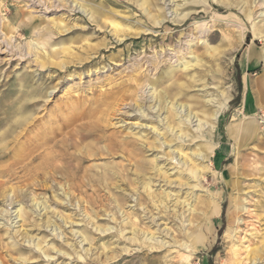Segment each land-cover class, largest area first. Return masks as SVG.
Wrapping results in <instances>:
<instances>
[{
    "label": "rangeland",
    "instance_id": "obj_1",
    "mask_svg": "<svg viewBox=\"0 0 264 264\" xmlns=\"http://www.w3.org/2000/svg\"><path fill=\"white\" fill-rule=\"evenodd\" d=\"M149 5L0 0V135L33 117L19 150L50 140L0 178V264H264L263 93L246 113L264 0ZM246 118L241 144L229 129Z\"/></svg>",
    "mask_w": 264,
    "mask_h": 264
},
{
    "label": "bare ground",
    "instance_id": "obj_2",
    "mask_svg": "<svg viewBox=\"0 0 264 264\" xmlns=\"http://www.w3.org/2000/svg\"><path fill=\"white\" fill-rule=\"evenodd\" d=\"M153 2V0H148V4L151 5V3ZM149 5V6H150ZM174 12H171V15L170 16H174L173 15ZM186 18V16L184 17ZM189 18V17H188ZM256 37L257 38H262L260 34H257L256 33ZM49 55H57L56 53H50ZM264 59V54H260V53H256L254 51L250 52V56H249V60H250V64L248 65L249 68L250 67H253V64L255 62H258L260 60H263ZM163 62V61H162ZM153 66V65H152ZM155 66V65H154ZM158 67V66H157ZM159 69V68H158ZM181 77V76H180ZM174 80V79H173ZM194 80V79H193ZM170 82V81H169ZM183 85V84H181ZM249 87V85H247ZM246 86V88H247ZM250 92H251V89H249ZM178 91V90H177ZM176 92V91H175ZM126 96V95H125ZM174 96V94H173ZM172 96V97H173ZM124 97V96H123ZM127 98V97H126ZM167 98L166 97V93L164 92H160V94L157 96V102H159V105H163V103H165V101H167ZM121 99H123L121 97ZM154 99V98H153ZM125 100V98H124ZM122 100V102L124 101ZM175 100V99H174ZM109 101V100H108ZM111 101V99H110ZM120 101V99H119ZM118 102V101H117ZM207 102H210L212 103L213 101L212 100H209ZM251 103V102H249ZM40 103L39 102H35V103H32L30 106L28 107H32L35 109V112H36V108L37 106L39 105ZM111 104L113 105V103L111 102ZM110 104V105H111ZM171 104V112H173L174 114L177 115L178 117V125H181V124H186V125H190V126H193V127H197V130L198 129H201V121L199 122V124L197 125H194L197 123V121H194L196 115L193 114V110H189L187 108L186 105H183V104H177V103H170ZM115 105V104H114ZM113 105V106H114ZM218 105V104H217ZM109 107V105H108ZM107 107V108H108ZM155 107V106H154ZM204 107V106H203ZM113 108V107H112ZM202 108V107H201ZM250 108V107H249ZM12 109V108H11ZM109 109V108H108ZM111 109V108H110ZM219 109V108H218ZM248 109V108H247ZM251 109V108H250ZM20 111V109H18ZM161 110V109H160ZM163 110V109H162ZM120 111V110H119ZM117 112V111H116ZM208 109H207V106L205 107V109L203 110V114H205L204 116H209L207 115L208 113ZM12 113V112H11ZM215 113V112H214ZM38 114V112H37ZM121 115V114H120ZM194 115V116H193ZM198 117V116H197ZM215 117V121L217 119H219L220 117V113H216L214 115ZM10 119L9 118H2L0 119V125H2L3 123L7 122L8 120ZM12 119V118H11ZM38 119V117H37ZM172 120V119H171ZM174 122V121H173ZM177 122V121H176ZM264 122V121H262ZM164 123V122H163ZM181 123V124H180ZM249 122H244L241 127H239L238 129L235 130V132H233V134L236 136V137H239V142L242 144L245 140V138L248 136L250 130H251V123L248 125ZM175 124V122H174ZM203 126V124H202ZM168 128L170 130H172V132L176 131L175 129V126L172 127V125L168 126ZM36 129V119L33 118V117H30L28 118L27 120H24V121H14L12 122L11 125H9L8 128H6L2 134L0 135V164L2 163V161L5 159L6 161L4 162L5 164L3 165H0V178L2 179V177H6V175H10V174H13L15 173V171L18 172V170L20 169H24V167H21L22 166V162L25 160H30L31 162L36 160L39 156L41 157V155L39 154H36V152H38V150L40 149V147H43L46 143H48L50 140L49 139H40V140H34V139H31L29 140V144L27 145V147L25 146V149L23 150H19V146L22 144L23 140L26 138V136L28 137V135H30L32 132H34V130ZM182 131V130H181ZM57 133V132H56ZM44 136V135H43ZM233 137V136H232ZM42 138V137H40ZM57 138V137H56ZM178 138V136H177ZM182 139V137H180ZM30 139V138H29ZM179 139V138H178ZM26 140V139H25ZM180 140V139H179ZM27 141V140H26ZM55 141V140H54ZM57 142V140H56ZM51 143V142H50ZM49 144V143H48ZM53 144V143H52ZM23 145V144H22ZM47 145V144H46ZM51 146V145H50ZM47 147V146H46ZM45 148V147H44ZM127 148V147H126ZM45 150V149H44ZM46 155V154H45ZM50 155L47 154L46 156ZM57 155V154H56ZM55 155V156H56ZM52 156V155H50ZM197 156V155H196ZM21 157L23 158L22 161L20 160ZM39 157V158H40ZM44 157V156H43ZM198 157V156H197ZM20 158V159H19ZM44 159V158H43ZM42 159V160H43ZM55 159V158H54ZM40 160V159H39ZM55 160H53L54 162ZM58 161V160H57ZM26 161H24V164H25ZM42 162V161H41ZM59 162V161H58ZM57 162V163H58ZM181 162V161H180ZM40 163V162H39ZM46 163V162H45ZM48 163H51L48 162ZM42 164V163H41ZM52 164H56V163H52ZM52 164H49V166H51ZM21 165V166H20ZM27 165V164H26ZM31 165V164H30ZM46 165V164H45ZM44 165V166H45ZM53 166V165H52ZM28 167H31V166H28ZM46 167H48V165H46ZM33 168V165L32 167ZM30 168V169H31ZM40 168V166L38 167ZM29 168H27V171ZM35 169V168H34ZM47 169V168H45ZM44 170V169H43ZM50 170H51V167H50ZM34 171V170H33ZM32 171V172H33ZM47 171V170H46ZM52 171V170H51ZM31 172V173H32ZM41 172V171H40ZM24 173V172H23ZM28 173V172H26ZM34 173V172H33ZM15 175V174H14ZM18 175V174H17ZM16 175V176H17ZM52 175V173H51ZM11 176V175H10ZM31 176V174H30ZM34 176H37L34 174ZM32 176V177H34ZM14 177V176H13ZM31 177V178H32ZM39 177V176H37ZM8 178V177H7ZM12 178V177H11ZM36 178V177H35ZM10 179V178H9ZM13 179V178H12ZM41 179V178H40ZM3 180V179H2ZM32 180V179H31ZM4 181V180H3ZM35 181V180H34ZM5 182V181H4ZM7 183V182H6ZM5 185V184H4ZM3 185V186H4ZM7 185V184H6ZM2 186V187H3ZM12 186V185H11ZM12 189V188H11ZM191 210V209H190ZM30 225L32 227H38V224L37 223H30ZM111 230V229H110ZM152 240H154V238H150ZM3 241H4V238H0V242L2 243L1 246L3 245ZM39 244V243H38ZM9 247V245H8ZM7 251L9 252H12V253H16L17 251L16 250H12V249H8L7 248ZM34 255L36 257H38V254L36 252H33ZM261 253V251H260ZM259 253V254H260ZM12 255V254H11ZM14 255V254H13ZM256 255V253H255ZM262 255V254H261ZM259 256V255H257ZM61 258V257H60ZM63 260H64V257H62ZM252 258V257H251ZM256 258V257H255ZM252 262V260H251ZM41 262L40 261H31L29 264H40Z\"/></svg>",
    "mask_w": 264,
    "mask_h": 264
},
{
    "label": "crops",
    "instance_id": "obj_3",
    "mask_svg": "<svg viewBox=\"0 0 264 264\" xmlns=\"http://www.w3.org/2000/svg\"><path fill=\"white\" fill-rule=\"evenodd\" d=\"M249 56H250V54H249ZM249 56L247 57V60H248V65L250 64V60H249ZM261 61V60H260ZM260 61H258V62H255L254 64H253V67L254 66H256V65H258V63H260ZM249 67V66H248ZM252 67V68H253ZM251 68V67H250ZM257 88H258V90H257V92L255 91V90H253L252 88H250L251 89V97H250V100H249V102H251V103H249V105H248V109H246V113H248V114H252L254 111H255V105H254V99H255V97L258 95V93L259 94H261V93H263V96H264V76H262L261 77V79H260V83L257 85ZM264 100V99H263ZM251 109H250V108ZM244 122H249V123H251V130H250V134L245 138V140H244V142L253 134V132H254V130L256 129V125H255V122L251 119V118H246L241 124H239V125H237V126H232L230 129H229V131H230V136H233V138L234 139H236L237 141H239L238 139H239V137H236L234 134H233V132H235V130L237 129V128H239ZM243 142V143H244Z\"/></svg>",
    "mask_w": 264,
    "mask_h": 264
}]
</instances>
